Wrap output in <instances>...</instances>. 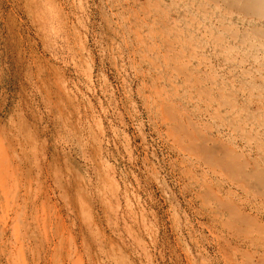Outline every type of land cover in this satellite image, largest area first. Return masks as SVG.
<instances>
[{
	"label": "rangeland",
	"instance_id": "obj_1",
	"mask_svg": "<svg viewBox=\"0 0 264 264\" xmlns=\"http://www.w3.org/2000/svg\"><path fill=\"white\" fill-rule=\"evenodd\" d=\"M0 264H264V0H0Z\"/></svg>",
	"mask_w": 264,
	"mask_h": 264
},
{
	"label": "bare ground",
	"instance_id": "obj_2",
	"mask_svg": "<svg viewBox=\"0 0 264 264\" xmlns=\"http://www.w3.org/2000/svg\"><path fill=\"white\" fill-rule=\"evenodd\" d=\"M242 9V8H241ZM244 9V8H243ZM256 13V12H255ZM254 31V30H253ZM263 43V42H262ZM258 49V48H257ZM256 58V57H255ZM243 131V130H242ZM257 140V139H256ZM258 141V140H257ZM259 142V141H258Z\"/></svg>",
	"mask_w": 264,
	"mask_h": 264
}]
</instances>
